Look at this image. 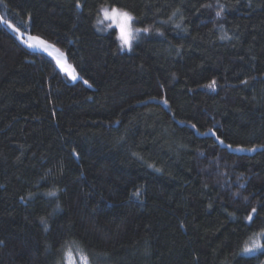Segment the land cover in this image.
Masks as SVG:
<instances>
[{"label":"trees","instance_id":"obj_1","mask_svg":"<svg viewBox=\"0 0 264 264\" xmlns=\"http://www.w3.org/2000/svg\"><path fill=\"white\" fill-rule=\"evenodd\" d=\"M105 7L149 29L131 50L97 30ZM262 233L264 0H0V264L70 247L88 264H264L243 251Z\"/></svg>","mask_w":264,"mask_h":264},{"label":"snow or ice","instance_id":"obj_2","mask_svg":"<svg viewBox=\"0 0 264 264\" xmlns=\"http://www.w3.org/2000/svg\"><path fill=\"white\" fill-rule=\"evenodd\" d=\"M77 7H80L79 4H77ZM102 13H103V20H109L112 21V25L118 30V34H117V39L120 41V48L121 50H123L124 48H127L128 50H131L132 48V41L136 38V36L141 32H148L149 29L145 28V29H141V28H134L133 27V21L135 20V17L128 11L119 8V7H111V8H102L101 9ZM175 15V13H174ZM220 15V12H217V16ZM98 23H103L102 20L97 21ZM177 27H179V25H176ZM8 27H12V25H8ZM98 31L100 29H97ZM13 31H16L18 34L19 30L13 28ZM22 35V34H21ZM26 46L29 48H38L40 46H45L44 50H46L47 46L45 44V41H43L42 39L35 37V36H29L28 41H25ZM61 70H63V65H61ZM77 77L75 75H72V79H76ZM85 84H88V81L85 80L84 81ZM89 87H91V85H88ZM207 87L210 88H215V81H212L211 84L207 85ZM165 104H167V101H164ZM193 127H195V125H193ZM215 134V133H213ZM221 143H223V141H220ZM243 150V149H240ZM249 151H255V149H249ZM56 193L52 192L49 193V195L54 196ZM135 196L139 197V192L134 193ZM256 208L252 209V214L256 213ZM249 214L246 219L248 221H252L253 220V215ZM41 223H45V221L43 220V218L41 219ZM262 235H264V233H262ZM261 247H264V245H261L259 243L253 242V246L252 247H248L245 246L243 251L245 253H251L256 249H259ZM69 264H74V261H72L71 259L69 260ZM82 264H88V258L86 256H84L82 258Z\"/></svg>","mask_w":264,"mask_h":264},{"label":"rangeland","instance_id":"obj_3","mask_svg":"<svg viewBox=\"0 0 264 264\" xmlns=\"http://www.w3.org/2000/svg\"><path fill=\"white\" fill-rule=\"evenodd\" d=\"M99 20H102L103 23H98L97 22V26L99 29L103 30L106 27H113L112 25V21L109 20H103V13L100 10L99 12V16H98ZM98 21V20H97ZM7 28L14 34V36L16 37V39L27 49L34 51V52H38V53H42L45 56H47L48 58H50L54 64V66L56 67V69L69 81V82H77V81H82L81 77L75 72L74 68L72 67V65L70 64V62L67 60L65 54L58 49L57 47H55L54 45H52L51 43L45 41V44L47 46L46 50H44L45 46H40L38 48H29L26 46L25 41H28L29 36H35L38 37L36 35H32V34H24V33H20L18 34L16 31H13L12 28L8 27ZM117 34H118V30L115 28ZM145 32L141 31L136 38L132 41V44L135 43L138 39L141 38V36L144 34ZM22 34V35H21ZM39 38V37H38ZM41 39V38H40ZM119 41V40H118ZM119 45H120V41H119ZM124 51H129L127 48L123 49ZM61 65H63V70H61ZM72 75H75L77 78L74 80L72 79ZM84 83V82H83ZM85 84V83H84ZM83 254L81 253L80 250H78L75 247H70L68 249H66V251L63 254V259H62V263L61 264H69V260L71 259L72 261H74V264H82V258H83Z\"/></svg>","mask_w":264,"mask_h":264}]
</instances>
